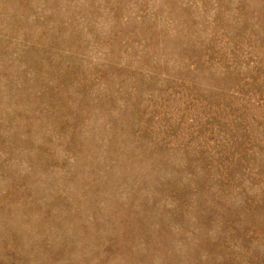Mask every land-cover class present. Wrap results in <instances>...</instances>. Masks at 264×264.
Listing matches in <instances>:
<instances>
[{
  "label": "rangeland",
  "instance_id": "obj_1",
  "mask_svg": "<svg viewBox=\"0 0 264 264\" xmlns=\"http://www.w3.org/2000/svg\"><path fill=\"white\" fill-rule=\"evenodd\" d=\"M0 264H264V0H0Z\"/></svg>",
  "mask_w": 264,
  "mask_h": 264
}]
</instances>
